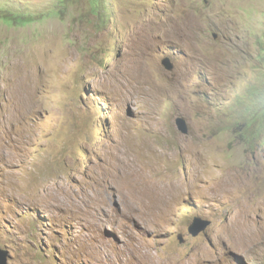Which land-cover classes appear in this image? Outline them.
Wrapping results in <instances>:
<instances>
[{
	"label": "rangeland",
	"instance_id": "obj_1",
	"mask_svg": "<svg viewBox=\"0 0 264 264\" xmlns=\"http://www.w3.org/2000/svg\"><path fill=\"white\" fill-rule=\"evenodd\" d=\"M136 60L151 70L126 103L115 83ZM116 149L156 200L126 190L102 216L87 196ZM0 249L6 264H264V0H0Z\"/></svg>",
	"mask_w": 264,
	"mask_h": 264
},
{
	"label": "bare ground",
	"instance_id": "obj_2",
	"mask_svg": "<svg viewBox=\"0 0 264 264\" xmlns=\"http://www.w3.org/2000/svg\"><path fill=\"white\" fill-rule=\"evenodd\" d=\"M150 70H151L150 65H148L147 63L145 64L144 62L140 63V61L138 62V60L132 61L130 64L126 66V68L123 69V71L120 74V79L118 82L115 83V85L116 87L124 85L125 87L130 88V91L124 94L125 97L122 95L123 96L122 101L126 103L129 101H133V102L138 101L139 99L138 90L141 87V84H144L145 78L149 74ZM21 111H22L21 106L14 105L12 110L7 115L19 116L21 115ZM95 184L97 185L99 184V187L94 189L92 191L93 192L92 195H89L87 197L91 205L96 207L98 205L100 206L99 211L98 208L96 209V207L94 210L96 212H99L100 215L102 216L105 215V213L107 212L108 204H110L113 197L115 195H118L120 198H122L125 195L124 192L126 190L131 191V196L130 194L128 195L131 197L130 200L133 202L141 203L149 200L150 203H153L156 200L154 195H155V191H157L156 190L157 185L153 180V178L148 177L146 174H142L137 166V161L129 158L124 151H121L119 149L115 150V158L108 165H106L104 169L100 170V178L99 180L95 181ZM161 194L162 195L159 194L160 196L156 201L157 203L156 204L154 203L155 205L153 206L152 209L153 212L151 210L152 214L150 216L152 217L151 218L152 222H156L158 220L155 218L156 214H158L161 210H166V205L172 199V195L169 194L168 192L161 191ZM64 196L59 198L57 197L56 200L54 199L62 207L67 205V198H65ZM99 200H100V204H98ZM78 205H79L78 203L70 204V206H72L74 210L78 208ZM93 248H94L93 251L99 254L100 256L102 255L105 257L109 256L108 253H101L100 247L95 246Z\"/></svg>",
	"mask_w": 264,
	"mask_h": 264
},
{
	"label": "water",
	"instance_id": "obj_3",
	"mask_svg": "<svg viewBox=\"0 0 264 264\" xmlns=\"http://www.w3.org/2000/svg\"><path fill=\"white\" fill-rule=\"evenodd\" d=\"M161 64L166 70H172L173 68V64L171 63L170 59L167 57L161 60ZM176 124L183 133L186 132V123L183 119L177 118ZM207 225L208 222L202 221L200 219H195L194 224H192L190 228V232L194 230L196 233H199L200 231L205 229ZM6 255L7 252L5 250L0 249V264H6Z\"/></svg>",
	"mask_w": 264,
	"mask_h": 264
}]
</instances>
